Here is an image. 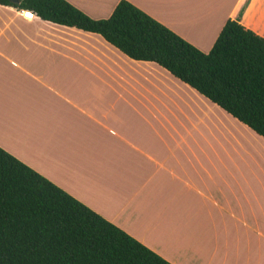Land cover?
Wrapping results in <instances>:
<instances>
[{
	"label": "crops",
	"instance_id": "obj_1",
	"mask_svg": "<svg viewBox=\"0 0 264 264\" xmlns=\"http://www.w3.org/2000/svg\"><path fill=\"white\" fill-rule=\"evenodd\" d=\"M127 1L203 52L264 37V0ZM0 147L171 264H264V138L99 34L0 5Z\"/></svg>",
	"mask_w": 264,
	"mask_h": 264
},
{
	"label": "trees",
	"instance_id": "obj_2",
	"mask_svg": "<svg viewBox=\"0 0 264 264\" xmlns=\"http://www.w3.org/2000/svg\"><path fill=\"white\" fill-rule=\"evenodd\" d=\"M155 62L264 138V37L228 19L203 52L120 0L93 19L66 0H0ZM0 264H171L0 147Z\"/></svg>",
	"mask_w": 264,
	"mask_h": 264
},
{
	"label": "built area",
	"instance_id": "obj_3",
	"mask_svg": "<svg viewBox=\"0 0 264 264\" xmlns=\"http://www.w3.org/2000/svg\"><path fill=\"white\" fill-rule=\"evenodd\" d=\"M22 16L25 17L26 19H32L35 17V14L27 9H21Z\"/></svg>",
	"mask_w": 264,
	"mask_h": 264
}]
</instances>
